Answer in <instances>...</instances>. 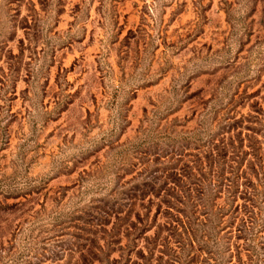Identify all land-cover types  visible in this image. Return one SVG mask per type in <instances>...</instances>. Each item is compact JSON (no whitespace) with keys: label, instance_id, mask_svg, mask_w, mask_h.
Here are the masks:
<instances>
[{"label":"rangeland","instance_id":"374dc122","mask_svg":"<svg viewBox=\"0 0 264 264\" xmlns=\"http://www.w3.org/2000/svg\"><path fill=\"white\" fill-rule=\"evenodd\" d=\"M235 256L264 264V0H0V264Z\"/></svg>","mask_w":264,"mask_h":264},{"label":"trees","instance_id":"16d2710c","mask_svg":"<svg viewBox=\"0 0 264 264\" xmlns=\"http://www.w3.org/2000/svg\"><path fill=\"white\" fill-rule=\"evenodd\" d=\"M234 257V255H232ZM236 261L233 264H244L239 256H235Z\"/></svg>","mask_w":264,"mask_h":264}]
</instances>
